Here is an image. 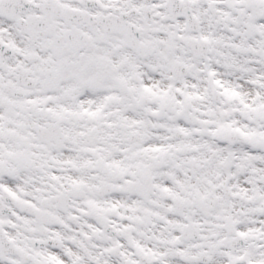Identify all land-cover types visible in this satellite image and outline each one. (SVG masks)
Segmentation results:
<instances>
[{
    "label": "snow or ice",
    "instance_id": "obj_1",
    "mask_svg": "<svg viewBox=\"0 0 264 264\" xmlns=\"http://www.w3.org/2000/svg\"><path fill=\"white\" fill-rule=\"evenodd\" d=\"M0 264H264V0H0Z\"/></svg>",
    "mask_w": 264,
    "mask_h": 264
}]
</instances>
